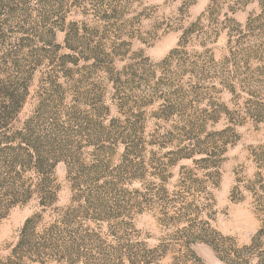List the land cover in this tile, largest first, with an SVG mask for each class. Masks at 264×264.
I'll use <instances>...</instances> for the list:
<instances>
[{
    "label": "rangeland",
    "instance_id": "374dc122",
    "mask_svg": "<svg viewBox=\"0 0 264 264\" xmlns=\"http://www.w3.org/2000/svg\"><path fill=\"white\" fill-rule=\"evenodd\" d=\"M0 264H264V0H0Z\"/></svg>",
    "mask_w": 264,
    "mask_h": 264
},
{
    "label": "trees",
    "instance_id": "16d2710c",
    "mask_svg": "<svg viewBox=\"0 0 264 264\" xmlns=\"http://www.w3.org/2000/svg\"><path fill=\"white\" fill-rule=\"evenodd\" d=\"M31 224H32V221H31V220L28 221V222L26 223V225H25V227H24V229H23V234H24V236H25L26 233L30 230V226H31ZM29 243H30V242H29ZM26 244L28 245V243H26ZM30 248H32V249L29 250L30 253H32V254H34V255H41V254H43L46 250L49 249L48 247H46V248H36V247H33V245L30 246Z\"/></svg>",
    "mask_w": 264,
    "mask_h": 264
}]
</instances>
